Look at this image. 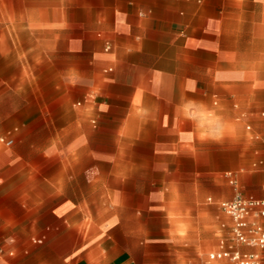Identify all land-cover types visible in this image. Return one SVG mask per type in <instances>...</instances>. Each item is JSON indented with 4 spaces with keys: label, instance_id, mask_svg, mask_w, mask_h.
I'll return each mask as SVG.
<instances>
[{
    "label": "crops",
    "instance_id": "0c3cea01",
    "mask_svg": "<svg viewBox=\"0 0 264 264\" xmlns=\"http://www.w3.org/2000/svg\"><path fill=\"white\" fill-rule=\"evenodd\" d=\"M263 113L264 0L2 10L0 264L258 253L220 204L264 200Z\"/></svg>",
    "mask_w": 264,
    "mask_h": 264
},
{
    "label": "built area",
    "instance_id": "2783aa9c",
    "mask_svg": "<svg viewBox=\"0 0 264 264\" xmlns=\"http://www.w3.org/2000/svg\"><path fill=\"white\" fill-rule=\"evenodd\" d=\"M264 117V113H263ZM13 142L0 138V145L12 146ZM223 212L231 219L232 238L235 245L257 248L258 253H242L235 246L223 245L210 255L212 261L228 260L234 264H264V200L237 196L232 201L220 204Z\"/></svg>",
    "mask_w": 264,
    "mask_h": 264
},
{
    "label": "rangeland",
    "instance_id": "374dc122",
    "mask_svg": "<svg viewBox=\"0 0 264 264\" xmlns=\"http://www.w3.org/2000/svg\"><path fill=\"white\" fill-rule=\"evenodd\" d=\"M35 6V0H0V12L2 10H6V25H10L12 22H18L20 17H22L25 12L33 11ZM229 236H226V233H220L221 239H228ZM218 247L207 249L203 251L204 254L208 257V255L214 251H216ZM215 264H233L229 261L223 262H215Z\"/></svg>",
    "mask_w": 264,
    "mask_h": 264
}]
</instances>
